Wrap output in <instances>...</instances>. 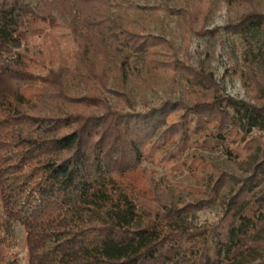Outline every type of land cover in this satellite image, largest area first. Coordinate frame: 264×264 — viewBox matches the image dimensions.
Returning a JSON list of instances; mask_svg holds the SVG:
<instances>
[{
    "label": "trees",
    "instance_id": "1",
    "mask_svg": "<svg viewBox=\"0 0 264 264\" xmlns=\"http://www.w3.org/2000/svg\"><path fill=\"white\" fill-rule=\"evenodd\" d=\"M216 1L169 13L204 23ZM111 9V0H0V264H19L15 224L27 264H264V39L249 42L264 38V14L252 8L224 27L249 42L244 83L254 96L243 100L179 61L164 38L122 27ZM33 23L72 39L70 67L18 52ZM110 46L124 53L120 64ZM131 57L150 72L179 74L185 98L137 111L121 91ZM110 82L115 106L105 96ZM192 149L222 155L241 176L195 160ZM174 161L188 162L189 191L203 198L165 206L143 184L142 163ZM217 204L221 218L233 212L225 240L221 219L188 222Z\"/></svg>",
    "mask_w": 264,
    "mask_h": 264
},
{
    "label": "rangeland",
    "instance_id": "2",
    "mask_svg": "<svg viewBox=\"0 0 264 264\" xmlns=\"http://www.w3.org/2000/svg\"><path fill=\"white\" fill-rule=\"evenodd\" d=\"M197 1L200 0H111V15L122 27L137 33L141 31V26L144 34L159 36L170 42L178 60L188 63L193 69L202 68L213 78L221 93L236 99L252 100L254 92H251L244 83L247 80V68L243 54L248 41L226 32L224 27L235 22L240 14L252 8L264 14V0H253L252 4L233 3L230 7L223 0H218L213 5L209 20L204 23L198 21L190 24L189 19L185 17L182 19L169 13V10L190 11ZM215 29L219 30L216 34ZM210 31L212 33L208 34L207 32ZM262 39H264L263 35L259 32L250 38L249 42L260 46ZM74 49L72 39L62 29L51 30L44 24L33 23L29 27L28 38L18 52L48 68L60 66L67 68L71 65L68 53ZM113 53L117 63L120 64L124 59V53L118 49ZM129 66L130 76L121 91L129 96L137 111L157 107L165 101L185 98L189 86L179 74L150 72L139 57H131ZM31 69L40 72L35 66H31ZM260 80L264 84L262 77ZM114 83L110 82L105 93L111 106L116 105L111 92L118 90ZM72 91L77 95L83 93L81 88L74 86ZM190 155H193L195 160L205 158L212 166H218L226 172L241 176L220 154L192 149ZM185 157L187 159L190 156L186 153ZM185 164L182 168H177L176 161L166 164L146 162L141 164L143 184L155 193L163 205L172 206L179 201L188 204L203 198L196 192L189 191L196 182L190 177L188 162L185 161ZM200 171L201 168L197 169L198 173ZM245 197L246 194L239 196L238 205L245 200ZM232 214L233 212L221 218V209L217 204L197 211L189 217L188 222L193 227H199L206 222L221 219V238L225 240ZM13 241L19 264H27L24 232L16 224L13 226Z\"/></svg>",
    "mask_w": 264,
    "mask_h": 264
}]
</instances>
